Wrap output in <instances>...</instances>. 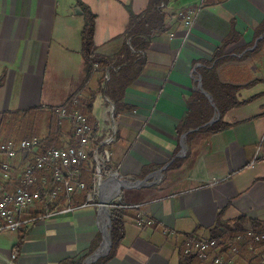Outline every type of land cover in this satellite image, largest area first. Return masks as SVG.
Instances as JSON below:
<instances>
[{
    "label": "crops",
    "instance_id": "1",
    "mask_svg": "<svg viewBox=\"0 0 264 264\" xmlns=\"http://www.w3.org/2000/svg\"><path fill=\"white\" fill-rule=\"evenodd\" d=\"M81 3L97 15L94 50L106 63L92 75ZM199 3L0 0V118L65 105L83 90L100 139L113 132L108 112L117 105L110 168L136 180L163 172L161 183L123 194L145 203L156 225L139 228L136 212L125 211V234L107 264H200L182 256L186 235L211 237L219 222L244 215L264 220V0H208L190 26ZM215 100L222 114L211 111ZM218 120L229 126L209 130ZM97 216L90 206L40 221L17 261L21 237L1 233L0 264H60L97 250L105 235Z\"/></svg>",
    "mask_w": 264,
    "mask_h": 264
},
{
    "label": "built area",
    "instance_id": "2",
    "mask_svg": "<svg viewBox=\"0 0 264 264\" xmlns=\"http://www.w3.org/2000/svg\"><path fill=\"white\" fill-rule=\"evenodd\" d=\"M205 1L200 0L199 7L189 11L188 25L193 24L194 16L201 11ZM97 68L98 64L94 62L93 71L96 72ZM109 74L106 81H109ZM83 99H86V95L80 90L65 105L52 110L59 119V125L65 127L67 124L72 130L74 145H46L44 138L40 136L21 140L10 138L0 142V233L26 232L42 220L68 216L83 207L92 206L98 199L100 203L97 217L100 228L105 202L108 210L106 228L109 227V214L116 206L126 211L134 210L139 228L156 225L145 203H126L123 193L127 188L140 189L161 183L163 172L156 171L151 179L136 180L110 168L107 148L118 140L115 106L112 104L108 112L113 122L110 125L113 132L106 139H100L99 130L94 128L83 110ZM67 138L70 136H66ZM255 162L256 160L251 167L255 166ZM86 176L90 178V182L85 180ZM51 179L54 180V186L48 190L45 199L43 194ZM6 184L11 185L10 190L4 188ZM83 194V204L78 205L77 198ZM43 203L58 206L53 212L47 211L43 215L39 212V206ZM60 205L63 207H59ZM255 221L257 222H248L237 230L222 227L220 236L186 235L182 256L185 260L195 256L200 264H264V220ZM104 233L107 234L106 231ZM16 256L17 253L13 252L12 260Z\"/></svg>",
    "mask_w": 264,
    "mask_h": 264
},
{
    "label": "trees",
    "instance_id": "3",
    "mask_svg": "<svg viewBox=\"0 0 264 264\" xmlns=\"http://www.w3.org/2000/svg\"><path fill=\"white\" fill-rule=\"evenodd\" d=\"M170 0H157L158 2V7H160V5L165 4V2L167 3ZM208 4V0L205 1V4ZM83 12L85 13V17H86V23L84 25V29L82 31V42H83V48H82V55L83 57H85V61H86V71L88 72L89 75L94 74L95 71H93V64L94 62H96L98 64V66L100 64H106L105 62H103L95 53V42H94V35H95V22H96V18L97 15L95 13H92L91 10L89 9V7H87L86 5H84L83 3L80 4ZM162 8L159 11V13H162ZM164 19H162V17L156 21V25L157 28L154 29L155 31H161L162 29L164 30ZM154 32V31H153ZM156 33V32H154ZM153 33V34H154ZM231 41V38H230ZM229 42V40H226V42L224 43V46L227 45V43ZM264 44V39H262V41L258 42L257 48H260V46H262ZM134 47V46H133ZM132 49V48H131ZM221 50H219L218 52L220 53ZM131 52V50H130ZM204 77V76H203ZM205 79V77H204ZM211 79V78H210ZM122 81V80H121ZM119 81V82H121ZM125 81V80H124ZM131 81H126L125 83H123L121 86L122 88H126L127 86H129ZM107 84H110L111 86L114 85L113 84V80L111 81L109 79V81L107 82ZM115 88V86H114ZM110 90V88H109ZM109 90L107 91V93H109ZM112 96V94H111ZM84 100V112L89 116L90 122L93 124L94 128L97 129L96 123L93 120V115H92V111H93V103L90 99L87 98L83 99ZM212 110L213 112H215L214 110H216L217 112H220L222 114L221 111V106L219 105V103L214 102V105L212 104ZM54 108L52 107L51 110H53ZM44 109L41 107H37V108H32V109H28V110H23L22 112H11L8 113L7 118H0V127L3 125H9L10 127V131L11 133L14 131V134L16 135H24L25 137L23 138H30L35 136L36 129L38 132H41V128H39L37 126L38 120H41V111H43ZM117 110V105H116V109L115 112ZM211 120V119H210ZM210 120L205 121V122H201L202 125H205L207 123L210 122ZM40 125V123H39ZM229 125H225L223 123L222 120H218L217 122H215L214 124H212V126H208L209 130H213L215 132H219L222 131L223 129H226ZM98 130V129H97ZM27 136H26V135ZM66 136H70V138L66 139ZM72 136V130L67 129L66 127H61L59 125V123L53 127L52 129H50V131L48 132V135L44 138L46 145H57L59 147H66L67 144L70 145H74V140L73 138H71ZM1 179V178H0ZM54 186V180L51 179V183L48 186V189L44 191L43 196L45 197L47 195V193L49 192L48 190H51ZM5 189L10 190L11 185H5L4 187ZM1 195V194H0ZM47 197V196H46ZM45 197V199H46ZM85 199V194H83L82 196H80L76 203L78 205L83 204V201ZM63 203V201L61 202ZM65 205V203H63ZM58 205L57 204H51V203H43L40 204L39 206V212L41 211V213L43 215H45L47 213V211L53 212L55 209H57ZM59 207H63V205H60ZM125 211L124 209H122L119 206L113 207V209L111 210V221H112V226H111V231H112V249L110 250V252L105 256V257H101L99 259V262L97 264H107L108 262H110L114 256L116 255V249H117V244H119V242L123 239V236L125 234V230H124V225H125ZM37 214V213H34ZM248 222L251 223H256L257 221L249 219L247 215L242 216L241 218H239L236 221L230 222V223H226L225 225H220V222L216 225L215 230L213 231V234L211 237H215V236H220L222 231V227H227V228H231L232 230H237L238 227L244 226L245 224H247ZM236 225L235 227L232 225ZM195 235L194 233L192 234H188V236H193ZM25 237H23V239L25 240ZM22 239V237H21ZM20 239V242L14 247L15 248V252L17 253V256L15 258V261L18 260L19 255L22 251V246L24 244V242ZM93 250L90 251L89 253L85 254L84 256L75 259V258H70L67 260H64L62 263L60 264H83V262L85 261V259L90 256L92 254ZM185 259V258H184ZM198 260V262L200 263L199 259L196 258L195 256L190 257L188 260H185L186 263L187 262H194ZM184 261V262H185Z\"/></svg>",
    "mask_w": 264,
    "mask_h": 264
},
{
    "label": "rangeland",
    "instance_id": "4",
    "mask_svg": "<svg viewBox=\"0 0 264 264\" xmlns=\"http://www.w3.org/2000/svg\"><path fill=\"white\" fill-rule=\"evenodd\" d=\"M103 92V94H107L106 93V91H102ZM62 93V92H61ZM95 100H96V102L98 101V97H96L95 98ZM99 100H101V101H104V102H106V100H105V98L102 96V97H100L99 98ZM58 102H60V103H54V105L56 106V105H60V104H62L63 102H61L62 100H57ZM99 104V103H98ZM41 113H42V117H41V120L39 119L38 120V123H37V126L39 127V128H41V132H38L37 131V129H36V134H35V136H40L41 138H45L47 135H48V132L50 131V129H52L53 127H55L58 123H59V119H58V117L57 116H55L54 114H53V112H52V110H51V108H44V110L43 111H41ZM39 123H40V125H39ZM65 127L67 128V129H69L68 128V126H67V124L65 125ZM70 130V129H69ZM26 135V134H25ZM27 136V135H26ZM23 137H25L24 135H22V134H20V135H16V134H14V131L11 133V131H10V127H9V125H3V126H1L0 127V142H2V141H6V140H9L10 138H14V139H16V140H21V139H23ZM108 147H110V146H108ZM112 166V165H111ZM110 166V164H109V167H111ZM85 180L87 181V182H90V178L88 177V176H86L85 177ZM128 189V188H127ZM127 189H124V193L123 194H125L126 192H127ZM79 198V197H78ZM77 198V199H78ZM100 202H99V199L98 200H96V203H94L92 206L93 207H95L96 208V210L98 211V204H99ZM108 222V221H107ZM40 224V223H39ZM39 224H37V225H39ZM36 225V226H37ZM98 226H99V224H98ZM35 227V226H34ZM32 228V229H30V230H27L26 232L25 231H21V232H17V233H15V232H11V233H9V232H1V233H6V234H8L10 237L12 236V237H14V238H20V237H22V241L23 242H25L26 241V237H30L31 235H33V234H35L34 232H36L37 230V227H35V228ZM0 233V234H1ZM24 236H26L25 237V240L23 239V237ZM106 238V235H104V239ZM18 242H20V240L18 241ZM103 242V240H101L100 242H99V248H100V245H101V243ZM105 247H107V246H105ZM99 248H97V250H95V248L93 249V252H92V254L93 253H95L96 251H98L99 250ZM83 264H85V261L83 262Z\"/></svg>",
    "mask_w": 264,
    "mask_h": 264
},
{
    "label": "water",
    "instance_id": "5",
    "mask_svg": "<svg viewBox=\"0 0 264 264\" xmlns=\"http://www.w3.org/2000/svg\"><path fill=\"white\" fill-rule=\"evenodd\" d=\"M110 157L109 152H107V158ZM110 159V158H109ZM111 226H112V221H111V216L109 214V227L107 226L106 231L108 234H106V238L104 239L101 247L99 248L98 251L95 253L91 254L85 259V264H92L95 261H98L100 257H103L107 255L110 250L112 249V231H111ZM105 245L107 247H105Z\"/></svg>",
    "mask_w": 264,
    "mask_h": 264
},
{
    "label": "bare ground",
    "instance_id": "6",
    "mask_svg": "<svg viewBox=\"0 0 264 264\" xmlns=\"http://www.w3.org/2000/svg\"><path fill=\"white\" fill-rule=\"evenodd\" d=\"M105 202V201H104ZM103 213H108L107 210V202L104 203L103 208H102V212L101 214L103 215ZM104 230L106 231V224L103 226ZM106 233L108 234V232L106 231ZM106 246V245H105Z\"/></svg>",
    "mask_w": 264,
    "mask_h": 264
}]
</instances>
